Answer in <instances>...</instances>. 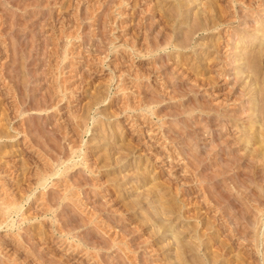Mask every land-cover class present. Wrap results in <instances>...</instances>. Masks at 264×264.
Returning a JSON list of instances; mask_svg holds the SVG:
<instances>
[{
  "label": "rangeland",
  "instance_id": "1",
  "mask_svg": "<svg viewBox=\"0 0 264 264\" xmlns=\"http://www.w3.org/2000/svg\"><path fill=\"white\" fill-rule=\"evenodd\" d=\"M262 31L264 0H0V264H264Z\"/></svg>",
  "mask_w": 264,
  "mask_h": 264
},
{
  "label": "bare ground",
  "instance_id": "2",
  "mask_svg": "<svg viewBox=\"0 0 264 264\" xmlns=\"http://www.w3.org/2000/svg\"><path fill=\"white\" fill-rule=\"evenodd\" d=\"M262 32H264V31H262ZM262 32H261V33H262ZM258 34H259V33H258ZM262 35H264V33H262L261 36H259V35H258V36L261 38ZM258 36H257V38H258ZM260 38H259V39H260ZM262 38H264V37H262ZM259 39H258V40H259ZM260 40H261V39H260ZM260 47H261V46H260ZM259 49H260V48H259ZM262 50H264V49H262ZM260 51H261V50H260ZM232 72H235V71L232 70ZM255 85H256V84H255ZM261 88H262V87H261ZM255 91H256V90H255ZM255 91H254V92H255ZM258 92H259V91H258ZM262 93H264V92H262ZM261 97H264V96H261ZM254 99H255V98H254ZM256 100H257V99H256ZM256 100H255V101H256ZM261 101H262V100H261ZM254 106H255V105H254ZM259 119H260V118H259ZM260 120H261V119H260ZM261 121H262V120H261ZM258 122H259V121H258ZM252 132H254V129H253ZM255 132H256V131H255ZM261 134H262V132H261ZM260 138H261V136H260ZM260 138H259V139H260ZM260 140H261L262 142H264V137H262V139H260Z\"/></svg>",
  "mask_w": 264,
  "mask_h": 264
}]
</instances>
